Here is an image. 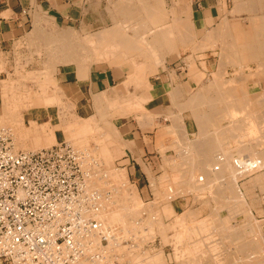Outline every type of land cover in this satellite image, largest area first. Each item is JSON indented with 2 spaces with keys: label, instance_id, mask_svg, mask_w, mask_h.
I'll list each match as a JSON object with an SVG mask.
<instances>
[{
  "label": "rangeland",
  "instance_id": "374dc122",
  "mask_svg": "<svg viewBox=\"0 0 264 264\" xmlns=\"http://www.w3.org/2000/svg\"><path fill=\"white\" fill-rule=\"evenodd\" d=\"M166 2H169V0H166ZM34 21H35L34 22V30L29 31L27 36H26L27 41L30 43L27 46V54H23V56H22L23 62H21L20 60H17L16 65L13 64L11 69L7 68L8 65L2 59V56L0 54V107H1L0 109H2L3 104L4 105L6 104V101L4 100V98L5 97L7 98L8 96H9L8 98H9L10 102L12 101V98H14L13 101L11 102L12 104L17 101L16 103H19V104L24 103L23 105L26 106V105H29V103L24 99L27 97L28 94H30V96H33L34 99L37 98L35 101V104H37L36 107L38 109H42L45 107L44 106L45 100H41L40 99L41 97L42 98L43 97H45V98L49 97L50 99L54 100L53 102H50L49 104H47L49 106V108L51 107V109L48 110L49 112H47V110L40 111V110L35 109V108L29 109V110H24L21 108L20 112L23 116L24 126L23 125L18 126V127L15 126L13 130H15L16 134L14 133L12 135H10V134L7 135V138H9V140L13 144H15V140H17V139H18L20 146H23L26 144L25 145L26 147H24L25 149L23 147H21L22 150L19 149V151L28 150L26 152H29L33 149L31 147H30L31 149L30 148L28 149V147L31 144V142H29L30 141L29 139H30V137L34 138V137L38 136L37 134L43 133L42 130H44L46 128L42 125L45 122H47L46 121V115L48 113H50V116L53 118V125H51V126H53V128H54L55 125H59L58 127L61 128V129H57V132L55 133V134H57V137H58L57 138L58 144L57 143H54L53 145L51 144V147L59 145L63 142H66V143H69L71 145L73 144V147L76 148L77 150H80L83 154L85 153L83 156H86V154H87V157L89 158V160L91 158V161L88 160L89 165H88V170L86 169L87 172L88 173L90 172L89 174L94 173L93 175H95L97 173L96 175L99 176L98 178H100V181H102V180L104 182L105 181L107 182L108 180L110 181V182H108L110 184V186H109L110 188L109 187L103 188V185H101V184L98 187L100 189L101 193L107 192L108 195L112 196V199H111V197H108L109 202H113V203L118 202V204H116V203L113 205L111 203L109 204L110 205L109 206L110 211H116V210L120 211L122 208L124 209L125 207H128V209L130 208V211H132V210L135 211V213L132 211L133 216L131 215V213L129 214V216H127L130 218L129 221L127 220L128 226L129 225L132 226V224L137 225L136 227L133 228V230L131 229V232L133 231L134 236L124 237V235H125L123 232L124 227H122L123 225L121 223H115L112 226H113L114 230H116L115 233H117V238L119 236L121 237V240H122V243L124 244V246H131V245L134 246L136 244H137V246L139 245V247L135 248V250H138V253L140 254L139 259H141L140 261L142 264H183L181 259H179V258L182 257L181 255H182L183 251L185 250L186 246H183V244L181 242L180 243L177 242L175 239L176 236H174V235L179 233L178 235L181 236L182 232L186 228L182 229L183 227H181V229H180V226L179 227L176 226L179 224H176L175 220L178 219L179 216L183 217V215H184L183 213L186 212L189 208L190 209L185 214H187L190 211L194 212L195 214L193 215V217L195 218V220H194V218L190 219V220L197 222L199 225L201 224L199 226V225H197V223L192 222L193 223L192 224V223H189V221H187L185 223V227L190 228V229H192V226H193V228H196L197 226H199L198 227L199 229H197V228L192 229L193 234L191 236V238H192L191 243L194 244V242L197 241L198 246L201 247L199 251H201V253H202V251L203 252L205 251L204 252L205 254L207 253V256H205L203 254L201 261L199 259L198 262L196 261L197 262L196 264H198L199 262H200L199 264H203L202 261H204V264H206L207 261H209L210 263H214V264H232V262H234V261H237V262H234L236 264H241V263L246 264L248 259H245L246 258L245 256H247V258H248L249 254H250V257H255V258L259 257V259L263 260V258H264L263 257V255H264V189H263L264 188V184H263L264 179L261 180V181H263L261 184L260 183L261 181L259 182V180L255 179V178L258 177L257 175H261V173L263 174L264 171L258 172L256 174L254 173L250 177L249 176L244 177V176L239 175L237 177L238 181L236 180L237 182L234 181V178H232L231 180H230V178H228V177H234L233 173L230 172L231 174L229 175V173L227 172V174L224 175L225 180L223 178V183L219 182V184H217V185L224 186V183L226 182L225 186L227 187V185H228L230 187V186H232L230 184H233V186L237 187L238 193L240 192L239 194L241 196L239 199L236 198L235 197L236 195L233 194V191H234V193H237L236 190H234L233 188H232L233 191L229 189V191L231 193H229L228 189L224 190V192L228 196L224 192H222L225 199L219 198V197L216 198V196H215L216 192L214 191V193H213V191L209 190V188L211 189V186H215V184L209 182L210 186L207 185L208 183L203 176H201L200 179H202V180L204 179L203 180L204 183L201 182L199 184H200V186H202V185L204 186L206 184L205 186H207L208 188H205V189L203 188V190L202 189L196 190L193 188L194 191H192V189H191V190H189L190 192L188 191L189 193L187 192L188 194L185 193L187 190H183L182 194H178L175 197L171 198L170 200L165 199L164 197H166L170 188H172L173 186H176L177 184L182 185V186L185 184L184 189L188 188V185L190 182L189 179L191 177H193V176L190 177V175H192V174H189L190 173L189 171L196 168V166L193 167V165H188V164H191L192 161H194L193 154H196V152L194 153V152L186 151L185 149H183V147H185L186 141H188L187 143H190V142L192 143V142L196 141L197 140L196 138L198 137L197 135H199V132L197 131L195 133L188 134L187 138H183V136H179V135H178L179 138L178 137H176V138L172 137V142L170 140H167L165 143L166 144L165 149L161 150L162 152L160 151L162 154V157H155L154 156L153 158H149V159L145 158L146 160L142 159V158H138L136 155H134L135 151H131L133 154H131L130 152H125L126 151L125 150L126 144H124L122 146L123 149H122V152L119 154V156L113 157L114 150L116 148H118V146L117 147H115V146L120 145V140H119L120 135H118L119 131L117 130L118 128L120 130H121V128H122V130H124V129L128 130L129 139L133 140V142H134L133 144L135 146L139 147L140 151L142 152L141 142L143 141V136L141 133V129H142L143 124L141 121L143 119L146 120L145 119L146 117H147L146 121H152V119L154 118L148 110L145 109L143 111V110H141L142 107L140 108V106H138V105L135 106V104L137 103V100L135 101L136 97H141L142 95H140L136 92L137 87L134 86L135 84L133 85V87L135 89L131 88L132 89L131 91L129 89H127L128 90L127 92L120 93L119 95L118 94L117 95H115V94L114 95H109V94L104 95L105 97L104 96L102 97L103 99H105L104 103L102 105L103 106L102 112L101 113L98 112L100 110H98L96 108L95 112L93 111L92 114L87 112V114H89V117H90V118H88V120L87 119H84V121L80 120L78 117L81 116L80 118H84V116H82V113H79L76 111L77 110L76 105L71 103L70 100L69 101L64 100L65 96L61 90V87L57 84V81L55 79L56 69H54L53 67H56V65L61 64V61H60L61 55H59L60 52L57 51V48H59V42H57V44L55 43V40H54L55 37H54V39H52V41L51 40L47 41L46 39H43V37H41V31L40 32L37 31L36 19ZM49 26H51V25H49ZM45 32L46 33H54V34L58 33V31L56 32V29H53L51 27L49 30H46ZM38 34H39V37L37 36ZM75 34L77 35V32H75ZM76 35L73 36V38L75 37L73 39V42H76V41L80 42L79 38ZM91 38H92V36L87 35L82 40L80 39L82 41L81 43L86 44V45L84 44L85 46L82 47V49L77 50V54L81 57L80 60H85V61L90 60L89 62H91V60L93 59L95 46H92L91 44H89L91 42L90 41ZM45 42L47 43V45H44V44H46ZM52 43H54V44H52ZM49 44H51V45H49ZM87 44H88V46H87ZM86 47H88V48H86ZM92 49H93V51H92ZM172 50H174V48L170 47L169 51H172ZM55 53H56V55H54ZM91 53H92V55H91ZM138 57H139V55H138ZM54 58H58L59 60L54 59ZM70 62L72 64L76 63V61H72V60H70ZM65 63L71 64L68 62H65ZM237 72L238 71L230 72V74L228 75L229 77L227 79H225L224 81H230V79L231 80H238L239 78L236 75ZM28 73L29 74L32 73V75L39 77V78H41L43 75L49 74L51 76V78H49L50 82H48V83H50L51 85L49 84L47 86L45 84L46 82H41L42 80L39 81V80H35L34 78L33 79L28 78L27 79ZM212 79H213V76H212ZM212 79L204 78L202 83L199 80V82L201 84L197 89L198 93L193 94L191 96H192V99L197 98L199 101H204V103L196 105V107L199 110H201L202 112L211 113L212 112L211 108L214 105H216L217 107L220 108L218 111L219 113L217 112L218 113L217 115L222 116L225 113V110H221V109H224L226 105L221 104L219 102V100H218L219 95L217 96L218 92H214V91H217L216 88L213 85H211L210 87L208 86L210 84V82H212ZM214 81H215V79L213 80V82ZM126 82H127L128 88L130 86H132V84L129 83V80H127ZM229 85L225 86V89L232 90L231 88L236 89L238 87V84H232L230 86ZM45 86L48 89L44 88ZM212 88H213L214 94L211 93ZM43 89H44V93L47 92L46 94L43 93ZM204 89L206 90V94L204 93V91H202ZM208 89H209V92H208ZM45 90H47V91H45ZM123 90H125V89H123ZM199 91H201V92H199ZM133 96H135V97H133ZM188 96H190V95H188ZM54 97H56V98L54 99ZM21 98H22L23 102H18ZM38 100H40V101H38ZM55 100H57V102H55ZM110 100L112 102H114V103H112V106H111ZM43 102H44V104H43ZM105 102H107V103H105ZM108 102H109V105H108ZM61 106H63V107H61ZM96 106L97 105L95 104V107ZM261 106L263 107L264 103H262L260 106H257V108L260 107L259 109H261ZM135 109H137L138 111ZM134 111H135V113H134ZM222 111L224 113H222ZM256 111H257V114L259 116H261L260 119L258 120V122H259L261 127L262 126L264 127V121H263L264 118H262V117H264V109L263 110L257 109L254 112H256ZM262 111H263V113L259 114ZM172 112H174V115H175L174 117L170 111L166 112V121L168 123L171 122L173 124V120H176L178 122H179V120H183V122H185V123L191 121L194 125L198 123V122L196 123V119L194 120V118H195V116H194L195 111L194 110H192V111H189V110L188 111H179V112L178 111H172ZM171 114H172V116H170ZM182 114H183V116H182ZM177 116H179V118ZM34 117L40 118V122H35V123H37L36 124L37 127L39 125V128H37V130L35 128H32V129L30 128L31 123H33V122H31V120ZM91 117H93V118L91 119ZM171 117H173V118H171ZM234 119L235 118L232 119V122H237ZM89 122H90V124L91 123H93V124L90 125ZM229 122H230V120H220V124H221L222 129H224V130L227 129L231 125V122L230 123ZM260 122L263 124H261ZM75 123H77V126H79L78 127L79 128L78 136L74 132L75 128H76ZM106 123L107 124L109 123V126L108 125L106 126ZM227 123H228V125H227ZM238 123H239V125H241V123H242L241 120ZM117 124H119V125H117ZM92 125H93L92 128L94 129L93 133L91 131ZM111 125H113V126H111ZM51 126L49 125L48 127H49V129L52 130ZM114 126L116 127V129L114 128ZM211 126L209 127L210 128L209 132L212 134V133H215V130L212 129L214 127L213 126L211 127ZM23 127H25V128H23ZM62 127H64V130ZM106 127H107V130H106ZM16 128H17V131H16ZM81 129L83 131H81ZM85 129H86V131H85ZM30 131L32 134H31V136L28 137L26 133H28ZM49 131H48V133H50ZM62 131H65L67 134L70 133L67 135L68 141H65L66 140L64 138L65 134L63 135ZM98 131H99V134H98ZM102 131L104 133H105V131H107V135L104 133L101 134L100 132H102ZM13 132H11V133H13ZM21 132H22V135H21ZM36 132H38V133H36ZM34 133H35V135H34ZM29 134L30 133H28V135ZM240 134L241 133H239V134H232L231 133L228 135H223L222 137L218 138V142L220 143L219 145H221L223 148L220 147V149L217 151L218 152L220 151V154L221 153L224 154V152L226 151L228 153L227 154L225 152L226 155L231 157V163H232L231 165L237 166V168H238V166H240L239 163H241V162H239L240 156H244V154H246V156H247L249 154L248 152L243 151L241 148L242 146H240V145H243V144L245 145L247 143V146H249L250 148L259 145L260 147L257 148V152L259 153V155L260 154L264 155V143H259L256 141H250L248 138H245L244 143H242V144L239 143V140H237L239 143L238 144L235 140L238 137V139H240V141H241V135ZM258 136H260V134ZM261 136H264V133L261 134ZM20 137H21V139H19ZM108 137H110V138H108ZM70 138L72 140H73V138H75V139L78 138L79 140L76 139V141L77 140L78 141L75 142V140L71 141ZM234 138H236V139L233 140ZM232 140H233V142L234 141L236 142L235 143L236 145H234ZM80 141H82V142H80ZM114 142H115V144H114ZM179 142L180 143L182 142V143L180 144ZM168 144H169V146H168ZM178 144L181 145V148ZM130 146H132V145H130ZM173 146L175 147L176 151L174 150ZM14 147H15V145H14ZM51 147L49 146L48 148H51ZM106 147H107V149L105 151L104 149ZM41 149H46V148L45 147L44 148L39 147L36 149L34 148L33 150H41ZM180 149H182V150H180ZM130 150H132V149H130ZM222 150H224V151H222ZM99 151H100V154H98ZM217 151L211 152L210 155L213 156L214 153L216 155ZM88 153H91V154H89L90 157L88 156ZM138 154H140V152ZM181 154H183V155H181ZM132 155H134L135 157H131ZM211 156L209 158H211ZM218 156L220 157L221 155H218ZM190 159H192V161ZM111 161H113V162H111ZM164 161L167 162L168 164L165 163ZM181 161H183V162L181 163ZM187 161H188V164H187ZM179 162H180V164H177ZM98 163H99V165H98ZM171 163H172V166H169V165H171ZM93 164H94V166H93ZM186 164L188 165V167L186 166ZM165 166H167V167H165ZM89 167H90V169H89ZM91 167L94 169V171ZM173 167H174V169H173ZM175 167H177V168H175ZM109 171H111V172H109ZM173 171H175V172L177 171L176 174H178V176L175 177V179H173V180H176L180 176H181L180 179H182V178L183 179L180 180L178 178L177 179L178 181L176 180L173 182L172 181L173 176L170 177L171 175H173ZM106 172L107 173L109 172V174H110L108 177L105 174ZM117 172L123 173L124 178H121V181H120V179L118 181L117 177L114 175ZM170 172H172V173H170ZM176 174H174V176H176ZM111 175H112V177L115 176V179H113L114 177L112 178ZM162 176L163 177L165 176V177L163 178ZM252 179H253V181H252ZM247 180L248 181L251 180L250 183ZM254 180L257 182H255ZM152 181L154 184L152 183ZM182 181L184 182L183 184H182ZM185 181H186V183H185ZM119 182H120V184H119ZM177 182H179V183H177ZM251 182H253V183H251ZM174 183L175 184L177 183V184L174 185ZM221 183H222V185H221ZM255 185H258V186L255 187ZM262 185H263V188H262ZM251 186H253V187H251ZM114 188H116V194H115L116 196L114 195L115 192H112V190H114ZM259 188L261 190H259ZM134 189H136V190H134ZM124 190H125V192H124ZM108 191H110V193ZM131 192H133V193H131ZM246 192H248V194ZM123 193L125 194L124 196H123ZM208 193H209V195H208ZM135 194H136L138 201L136 200ZM196 194L198 197L196 196ZM129 195H130L131 199H129ZM125 196H127V197L125 198ZM131 196L135 197V199L132 200L133 198ZM231 196H233L234 198ZM121 197H123V198H121ZM187 197L188 198L190 197V198L188 199ZM228 197H231V198H228ZM241 197H243V199ZM213 198H214V200H213ZM218 198H219V200L222 201V202L220 201L221 206L223 205L222 207L217 205V204H220V202H217V201H219ZM110 199L113 201H110ZM114 199L117 201H115ZM120 199L122 200V202L120 201ZM226 199L227 200L229 199V200L227 201ZM230 199H232V200L235 199L238 202L237 201L234 202L231 200L232 202L228 203L230 201ZM134 201H137V203ZM204 201H206V202H204ZM215 201L217 202V204ZM127 203L129 204L130 207L128 206ZM155 203H158V204L155 205ZM131 204H133V205H131ZM134 206H136V207H134ZM139 206L141 208H139ZM157 206H158V208H157ZM105 207H107V205ZM133 208H135V209L138 208V210H135ZM166 208H169V209L173 208L174 214H172V215L167 214L165 212ZM140 209H141V211H140ZM137 211L139 213H137ZM164 214L166 215V217ZM152 217H153V219H151ZM223 218H224V220H222ZM131 219H133L134 221ZM200 221H202V223ZM176 222L178 223V220H176ZM223 222H225L226 226H229L230 228L232 227V229H234L235 238L233 240H236V241H233L232 240L233 236L227 235L229 233H227L226 231H225L226 232L225 237L223 235L224 233L223 234L221 233V231L223 230V224H224ZM160 223L163 224L164 226L162 227V225ZM166 223L170 224V225L167 226ZM152 224H154V225H152ZM172 224L173 225L175 224L174 225L175 226L174 231H173L174 226ZM243 225H246V226L248 225L250 228L249 227L247 228L246 226H244V227H246V229H244ZM166 227H168L169 229H167ZM163 228H164V230H163ZM244 231H245V233H244ZM174 233H176V234H174ZM253 235L255 237H252ZM259 237H261V238L258 239ZM227 238H228V240H227ZM215 239H218L217 241H219V242H217ZM256 239H257V241L254 242V240H256ZM249 240H250V242L251 241L252 242L250 243ZM202 241H204V242H202ZM231 241H232V243H231ZM247 241H248V243H247ZM242 242L246 243L247 247H248L246 249V251H247L246 253H248V254H246V255L244 254L245 256L243 255L244 259L242 257V253H244V251H242L239 248V246ZM177 243H179V244H177ZM257 243H258V245H256ZM248 244H250V245L248 246ZM255 245H256V247H255ZM174 246H176V247H174ZM188 246L192 248V246H194V245L191 244ZM226 247H228V249H226ZM194 248H195V246H194ZM214 248H217V251H218V252L216 251L217 253L216 252L213 253ZM220 248H221V250H220ZM253 248H254V250H251ZM238 251H242V253L239 254L240 252H238ZM249 251H252V253L251 252L249 253ZM221 252L225 253V254L223 255ZM226 253L227 254L229 253V256ZM234 253H235V255H234ZM108 254H110V255L116 254V256H119L115 252L114 253L108 252ZM176 256H177V259H176ZM119 257H121V256H119ZM203 258H206V259H203ZM238 258L241 259L240 260L241 262L239 261ZM228 259H229V261H228ZM156 260H158V261H156ZM124 261H125V263H130V261H128L126 259H123V262ZM180 261H181V263H180ZM222 261H223V263H222Z\"/></svg>",
  "mask_w": 264,
  "mask_h": 264
},
{
  "label": "crops",
  "instance_id": "0c3cea01",
  "mask_svg": "<svg viewBox=\"0 0 264 264\" xmlns=\"http://www.w3.org/2000/svg\"><path fill=\"white\" fill-rule=\"evenodd\" d=\"M162 3L164 6H162ZM146 14H148V17ZM149 16L152 19L151 21ZM159 16H162L161 18H164L165 22L161 18L159 19ZM35 19L37 31H41V37L47 41L59 35V33L76 35L74 32H77L79 41L87 35L92 37L97 35L95 43L99 47H103L102 45H104L106 48L107 46L111 48L126 44L128 47L130 46L129 48L132 50V63L128 61L117 63V59L112 57L97 62L94 56L91 62L89 60H80V62L72 64L70 59L63 57L60 60L61 64L53 67L56 69L55 79L65 96L64 100H70L71 103L76 105V111L82 113L83 119L90 118L87 112L90 114L93 111L95 112V98L100 94L102 95V93L104 95H119L120 93L127 92V89L131 91V88H134L133 85L135 84L134 86L137 87L136 92L149 99L145 104V109L153 114L154 119L152 121L142 120V123L144 122L141 129L143 136L141 150L143 153L139 147L133 144V140L129 139L128 130L124 128V130L122 128L120 130L118 128L120 145L115 146H118V148L114 150L113 157L119 156L123 149L122 146L127 143L125 145V152L133 154L131 151H135L134 155L138 158L162 157L161 150L165 149L167 140H159V132L164 128H173L175 122L177 123L176 120H173L174 124L168 123L166 121V112L174 110L191 111L190 108L183 109L180 105H183L187 99L189 101L192 98L191 95L198 93L197 89L204 78L212 79L213 76L212 82L208 86L212 85L214 74L222 69L217 65L222 64L223 66L225 64V70L223 69L225 79L229 77L230 72L239 71L238 67L234 68L231 65L229 57H231V61L232 58L233 60L237 58L236 61L241 60L240 65L242 68L239 71L242 74L239 73L241 79L233 81L238 84V89H244L248 93V104L252 107L251 112L257 109H264V106H261V109H259L260 107L257 108V106L263 103H261V100L264 97V0H169V2H166V0H0V54L8 65L7 68L11 69L13 64H17V60L23 62L22 56L23 54H27V46L30 43L27 41L26 36L29 31L34 30ZM155 20L158 23H155ZM152 21L154 25H157L154 26L153 23H150ZM50 27L56 29L58 33H51V35L50 33H46L45 31L49 30ZM167 29L168 31L173 30L171 33L172 37L169 36L170 40L168 38V41L167 37L166 40L163 38L164 34L168 36L166 35L168 33L166 32ZM108 30L110 31V35L112 33L113 36L116 35L118 37L112 36L115 40L106 37L101 42V39L99 40L100 34ZM162 31L164 34L161 35ZM125 32L129 38L125 39L126 36H123ZM130 32L133 36H131ZM121 33L124 34L122 35ZM156 34L161 35V37H155ZM135 35L138 41H135ZM140 36L141 38L138 39ZM142 36L145 37L143 38ZM132 41L133 44L131 46L130 43ZM136 42H140L138 43L139 46H136ZM140 44L142 47L144 44L147 50H141ZM170 47H173L174 50L169 51ZM160 49L161 51H159ZM143 51H146V53ZM141 53H145V56L150 55L143 57ZM157 53L160 58L157 56ZM137 55H139V58ZM164 55L165 58L163 59ZM150 56L152 57L151 59ZM222 56L223 58H220ZM144 59L147 60L145 61ZM140 63H142V65H139L142 66V72L146 73L145 76H142L147 78L148 85L151 87H147L143 83L138 87L135 81H132L137 75H140L139 71L141 68L138 66ZM143 66L146 67L143 68ZM86 70L87 72L85 73L84 71ZM133 73L134 75H130ZM127 80L132 84L129 88L127 87ZM177 89L183 95H180L178 102H173L171 100V93L177 91ZM202 91L206 94L205 89ZM211 93L214 94L213 88L211 89ZM260 98L262 99L258 101ZM254 102L256 103L254 104ZM179 103L180 105L178 106L177 104ZM49 109L51 108L38 110H47L49 112ZM234 120L238 122L241 120L242 122L243 116ZM46 121L53 125V118L50 116V113L46 115ZM31 122H40V118L34 117ZM184 125L187 135L199 131L198 125H194L191 121L184 122ZM246 127L244 126L241 131L243 143L245 138H248L250 141L264 143V137L258 136V134L264 133L262 127L259 126L262 130L260 133L258 126ZM245 133L250 135L247 136ZM172 137L176 138L178 135L170 136L168 139L171 142ZM128 145L132 146L128 147ZM258 147L260 146L249 148L257 152ZM241 148L245 151L243 147ZM139 152L140 154H138ZM134 155L131 157H135ZM259 156L260 160L264 161V155L260 154ZM242 159L240 156L239 162L241 163H239V167L244 165ZM261 171H264V166L258 172ZM251 175L253 173L249 174V177Z\"/></svg>",
  "mask_w": 264,
  "mask_h": 264
},
{
  "label": "bare ground",
  "instance_id": "6f19581e",
  "mask_svg": "<svg viewBox=\"0 0 264 264\" xmlns=\"http://www.w3.org/2000/svg\"><path fill=\"white\" fill-rule=\"evenodd\" d=\"M131 1V0H130ZM139 1V0H138ZM159 1H162V0H159ZM154 3H155V1H153ZM126 3V2H125ZM142 4V3H141ZM156 4V3H155ZM158 4H160V3H158ZM123 5V4H122ZM157 6V5H156ZM162 6H164V4L162 3ZM151 8H153V7H151ZM244 8V7H243ZM147 9V8H146ZM145 9V10H146ZM109 10V9H108ZM155 9H153V11H154ZM158 11V10H157ZM154 12H156V11H154ZM246 12V11H245ZM150 13H151V11H150ZM149 13V14H150ZM153 13V12H152ZM158 13V12H157ZM6 15V14H5ZM159 15V14H158ZM168 15H170V14H168ZM146 16L148 17V14H146ZM145 16V17H146ZM151 16H153V15H151ZM128 17V16H127ZM150 17V16H149ZM162 16H159V19L161 18ZM167 18H168V16H166ZM158 18V17H157ZM128 19V18H127ZM164 19V18H163ZM162 18H161V20H163ZM136 20V19H135ZM152 19H151V17H150V21H151ZM126 21V20H125ZM129 21V20H128ZM156 21V20H155ZM160 21V20H159ZM164 21V20H163ZM177 21V20H176ZM127 22V21H126ZM131 22V21H130ZM165 22V21H164ZM174 22H175V20H174ZM124 23V22H123ZM149 23V22H148ZM150 23H153V21L152 22H150ZM155 23H158L157 21L155 22ZM162 23V22H161ZM160 24V23H159ZM173 24V23H172ZM179 24V23H178ZM127 25V24H126ZM152 25V24H151ZM150 25V26H151ZM153 25H154V23H153ZM155 25H157V24H155ZM154 25V26H155ZM186 25V24H185ZM226 25V24H225ZM117 26H119V25H117ZM164 26V25H163ZM172 26V25H171ZM166 27V26H165ZM181 27V26H180ZM119 28V27H118ZM127 28V27H126ZM178 28V27H177ZM184 28V27H183ZM38 29H40V28H38ZM154 29V28H153ZM165 28L163 27V30H164ZM119 30H121V29H119ZM118 30V31H119ZM124 30V29H123ZM126 30V29H125ZM130 30V29H129ZM134 30V29H133ZM139 30V29H138ZM141 30V29H140ZM145 30V29H144ZM147 30V29H146ZM183 30V29H182ZM118 31H116V32H118ZM127 31V30H126ZM136 31V30H135ZM134 31V32H135ZM158 31V30H157ZM165 31V30H164ZM172 29H171V31L169 30L168 31V29H167V31L166 32H168V33H166V35H168V36H165V34H164V32L163 33H161V35L162 34H164V40H166V37H167V41H168V38H169V36L170 37H172L171 36V33H172ZM184 31V30H183ZM40 32V31H39ZM124 32V31H123ZM161 32V31H160ZM177 32V31H176ZM214 32V31H213ZM75 33V32H74ZM114 33V32H113ZM131 33V32H130ZM157 33V32H156ZM224 33V32H223ZM122 34V33H121ZM121 34H119V35H121ZM124 34V33H123ZM122 34V35H123ZM144 34V33H143ZM153 34V33H152ZM177 34H178V32H177ZM187 34V33H186ZM227 34V33H226ZM239 34V33H238ZM44 35V34H43ZM50 35H51V33H50ZM154 35V34H153ZM161 35L159 36L158 34H156L155 35V37L156 36H159V37H161ZM174 35V34H173ZM240 35V34H239ZM38 37H39V34L37 35ZM41 36H42V33H41ZM73 36H75V35H73V34H64V33H59V35H57V36H54L55 37V39H54V37H52L51 38V41H52V39H54L55 40V43L57 44V42H59V48H57V51H59L60 52V54L59 55H61L60 57V60L63 58V57H65L66 59H70V60H72V61H76V62H80V59H81V57L77 54V50H80V49H82V47H84L85 45L83 44V43H81L82 41H80V42H73V39L75 38H73ZM77 36V35H76ZM95 36V35H94ZM97 36V35H96ZM96 36L95 37H92L91 39H90V43L89 44H91L92 46H95V51H94V56H95V59H96V61L97 62H100V61H104V60H107V59H109L110 57H112V58H114V59H117V63H124V62H130V63H132V54H131V48H129L128 46H127V44L126 45H122V46H120V45H118V46H113V47H111V48H108V46H107V48L106 47H104V45H102L103 47H99V46H96V43H95V38H96ZM99 36V35H98ZM101 36V37H100ZM100 38H99V40L101 39V42H102V39H104V38H112V36H113V34L111 33V35H110V31L108 30V31H106V32H103L102 34H100ZM124 37H125V39L126 38H129V36L127 37V34H126V32H125V35H123ZM131 36H133L132 35V33H131ZM136 36V35H135ZM134 36V37H135ZM138 36H139V34H138ZM150 36V35H149ZM174 36H176V35H174ZM180 36V35H179ZM183 36V35H182ZM263 36V35H262ZM113 37H118V36H113ZM120 37V36H119ZM143 37V36H142ZM145 37V36H144ZM143 37V38H144ZM233 37V36H232ZM137 38V36L135 37V39ZM139 38H141V36L140 37H138V39ZM112 39H114V38H112ZM118 39V38H117ZM122 39L124 40V38L122 37ZM133 39V38H132ZM157 39H158V37H157ZM156 38H155V40H157ZM173 39V38H172ZM53 40V41H54ZM77 40V39H76ZM85 40V39H84ZM106 40V39H105ZM105 40H104V42H105ZM115 40V39H114ZM114 40H112V41H114ZM121 40V39H120ZM119 40V41H120ZM123 40H121V41H123ZM146 40V39H145ZM160 40V39H159ZM169 40H170V38H169ZM185 40V39H184ZM183 40V41H184ZM237 40V39H236ZM110 41V40H109ZM118 41V40H117ZM116 41V42H117ZM120 41V42H121ZM135 41H138L137 39L135 40ZM140 41V40H139ZM153 41V40H152ZM158 41V40H157ZM161 41H162V39H161ZM179 41V40H178ZM233 41V40H232ZM86 42V41H85ZM100 42V41H99ZM189 42V41H188ZM192 42V41H191ZM46 43V42H45ZM108 43H110V42H108ZM108 43H107V45H108ZM119 43V42H118ZM127 43V42H126ZM137 43V42H136ZM138 43H140V42H138ZM136 44V46L138 45L139 46V44ZM178 43V42H177ZM182 43V42H181ZM193 43V42H192ZM52 44H54V43H52ZM102 44V43H101ZM132 44H133V41H132V43H130V45L132 46ZM142 44V43H141ZM141 44H140V47H142L141 46ZM187 44V43H186ZM44 45H47V43L46 44H44ZM49 45H51V44H49ZM99 45V44H98ZM116 45H117V43H116ZM149 45V44H148ZM160 45V44H159ZM163 45V44H162ZM87 46H88V44H87ZM127 46V47H126ZM56 47V46H55ZM144 46V44H143V47L141 48V50H147V48ZM184 47V46H183ZM45 48V47H44ZM49 48V47H48ZM54 48V47H53ZM86 48H88V47H86ZM134 48H135V46H134ZM133 48V49H134ZM41 49V48H40ZM39 49V50H40ZM136 49V48H135ZM158 49V48H157ZM105 50V51H104ZM136 50H138V49H136ZM135 50V51H136ZM139 50H140V48H139ZM233 50V49H232ZM92 51H93V49H92ZM134 51V52H135ZM154 51V50H153ZM156 51V50H155ZM159 51H161V49L159 50ZM159 51H157V52H159ZM80 52V51H79ZM136 52H139V51H136ZM142 52V51H141ZM143 52H145L146 53V51H143ZM233 52V51H232ZM53 53V52H52ZM145 53L144 54H142L141 53V56H145ZM150 53V52H149ZM140 54V53H139ZM235 54V53H234ZM54 55H56V53L54 54ZM91 55H92V53H91ZM150 55V54H149ZM149 55H146V56H149ZM155 55V54H154ZM153 55V56H154ZM221 55V54H220ZM225 55V54H224ZM229 55H230V53H229ZM138 56V55H137ZM145 56V57H146ZM152 56V55H151ZM150 56V59L152 58ZM156 56V55H155ZM154 56V57H155ZM157 56H158V53H157ZM163 56V55H162ZM233 56V55H232ZM54 57V56H53ZM159 57V56H158ZM199 57V56H198ZM237 57H238V55H237ZM59 58V57H58ZM58 58H54V59H58ZM135 58H136V56H135ZM139 58V57H138ZM157 58V57H156ZM160 58V57H159ZM165 58V55H164V57H163V59ZM220 58H223V56L222 57H220ZM228 59H230V62H231V65H233L234 66V68L235 67H238L240 70L239 71H241V60H238V61H236V59L235 60H233V58H232V61H231V57H229ZM145 60V59H144ZM147 60V59H146ZM145 60V61H146ZM223 60V59H222ZM56 61V60H55ZM90 61V60H89ZM93 61V60H92ZM95 61V60H94ZM159 61V60H158ZM162 61V60H161ZM236 61V62H235ZM229 62V61H228ZM228 62H226V63H228ZM82 63V62H81ZM150 63V62H149ZM162 63H164L163 61H162ZM220 63V62H219ZM218 63V64H219ZM145 64V63H144ZM157 64V63H156ZM224 64V63H223ZM133 65V64H132ZM139 65H142V63H140V64H138V66ZM225 65V64H224ZM224 65L222 66V64L221 65H217V66H219L220 67V71H218V73H216V74H214V79H215V81L212 83V85L216 88V90L217 91H214V92H218L217 93V96L219 95V98H218V100H219V102L221 103V104H225L226 106H225V108L224 109H221V110H225V113L222 111V113H224L222 116L220 115H217L219 112V107H217L216 105H214L212 108H211V113H204V112H202L201 110H199L197 107H196V105L197 104H201V103H204V101H199L197 98H191L189 101H188V99H187V101L185 102V103H183V105L181 104L180 105V103L179 104H177L178 106L180 105V106H182V108L183 109H185V108H190L191 109V111L192 110H194L195 112H194V116H195V118H194V120L196 119V122H198L196 125H198L197 127H198V132H199V135H197L198 137L196 138L197 140L196 141H194V142H190V143H187L188 141H186V143H185V147H183V149H185L186 151H190V152H196V154H193V156H194V161H192V159H190L191 161H192V163L191 164H188V161H187V164L188 165H193V167L194 166H196V168H194L193 170H191V171H189L190 173L189 174H192V175H190V177L191 176H193V177H191L189 180H190V182H189V185H188V188H186V189H184L185 188V184L182 186V185H179V184H177V183H179V182H177L176 184L174 183V185H176V186H173L172 188H170V190H169V192H168V194L166 195V197H164L165 199H171V198H173V197H175L176 195H178V194H182L183 193V190H187L185 193H187L189 190H191L192 189V191H194V189H196V190H198V189H202L203 190V188L205 189V188H208L207 186H200V184L199 183H201V182H203V180L202 179H200L201 178V176H203L205 179H206V181H207V185H209V182H211V183H214L215 184V186H211V189L209 188V190H211V191H213V193H214V191L216 192L215 193V196H216V198L217 197H219V198H223V199H225L224 198V195H223V193L222 192H224V190L226 189H228V191H229V189L230 190H232V188L234 189V190H236V192L237 193H234V191H233V194L234 195H236L235 197L236 198H240V192L238 193V189H237V187H235V186H233V184H230V185H232V186H228L227 185V187L225 186V183H224V186H219V185H217V184H219V182H222L223 183V178H224V175H226L227 174V172L229 173V175L231 174V173H233V176L234 177H228V178H230V180L232 179V178H234V181H236L238 178V176L239 175H241V176H244V177H247V176H249V174H256L260 169H262L263 168V166H264V161H262V160H260V156H259V154H258V152H256L255 150H253V149H250L249 148V146H247V143L244 145H240V146H242L243 148H244V150H245V152H248L249 154L246 156V154H244V156H241L243 159H242V161H243V163H244V165L243 166H241V167H239L238 166V168H237V166H234V165H231L232 163H231V157L230 156H227L226 155V153L224 152V154H220V151L218 152L217 150H219L220 149V147H222L221 145H219L220 143L218 142V138L219 137H222L223 135H228V134H239V133H242L241 131H242V129L244 128V126L246 127V126H255V127H257L258 126V128H260L261 126H260V124H259V122H258V120L260 119V117L261 116H259L257 113H255V112H251V106H249V104H248V93L246 92V90H244L243 88V90H241V89H238V88H236V89H233V88H231L232 90H230V89H225V86H227V85H232V84H236V83H234V81L233 80H231L230 79V81H224L225 80V72H224ZM264 65V64H263ZM2 66V65H1ZM84 66H86V65H84ZM227 66V65H226ZM86 67H88V66H86ZM140 68L142 67V66H139ZM138 67V68H139ZM144 67H146V66H143V68ZM154 67V66H153ZM261 67V66H260ZM134 68H135V66H134ZM233 68V67H232ZM264 68V67H263ZM85 69H88V68H85ZM136 69H137V67H136ZM224 69V70H223ZM135 70V69H134ZM146 70V69H145ZM155 70H156V68H155ZM250 70V69H249ZM237 72L236 74L239 76V73L240 72ZM83 72V71H82ZM85 73L87 72V70L86 71H84ZM139 76L137 75V77L135 78V79H132V81L134 80L135 81V83H136V85H138V87L140 86V85H142V83L143 84H145L147 87L149 86L148 85V80H147V78H145V77H143V76H145L146 75V73H143L142 72V68H141V70L139 71ZM227 74V73H226ZM235 74V73H234ZM241 74V73H240ZM130 75H134V73L133 74H130ZM143 75V76H142ZM228 75V74H227ZM242 75V74H241ZM250 75V74H249ZM44 76V77H43ZM41 78H39V77H36V76H34V75H32V73H28V77H27V79L28 78H34L35 80H39V81H41V82H46L45 84L48 86L50 83H48V82H50L49 81V78H51V76L48 74V75H43ZM176 76V75H175ZM134 77V76H133ZM132 77V78H133ZM53 78V77H52ZM144 78V79H143ZM239 79H241V76H239ZM178 81V80H177ZM176 81V82H177ZM239 81V80H238ZM48 83V84H47ZM52 83V82H51ZM175 84V83H174ZM240 84V83H239ZM51 85V84H50ZM229 85V86H230ZM53 86V85H52ZM149 87H151V86H149ZM237 87V86H236ZM44 88H46V86L44 87ZM99 88V87H98ZM10 89V88H9ZM46 89H48V88H46ZM183 90V89H182ZM181 90V91H182ZM45 91H47V90H45ZM182 92H185V91H182ZM43 93H44V89H43ZM47 92H45L44 94H46ZM57 93V92H56ZM7 94V93H6ZM12 94V93H11ZM43 94V95H44ZM180 93H179V91H178V89H177V91H174L173 93H171V100L174 102H178L179 100H178V98H180ZM183 95V94H182ZM181 95V96H182ZM188 95V94H187ZM60 96V95H59ZM63 96V95H62ZM104 96V94L102 93V95L100 94V95H98V96H96V98H95V103H96V108L98 109V110H100V111H98V112H102V105H103V103H104V100L105 99H103L102 97ZM185 96H186V94H185ZM5 97V96H4ZM9 97V96H8ZM4 98V100L6 101V104L4 105L3 104V107H2V109H0V135L1 136H5V137H7V135H12V134H14L15 133V130H13L14 129V127L16 126V127H18V126H24V120H23V116H22V114H21V112H20V110H21V108L22 109H24V110H29V109H33V108H35V109H38L36 106H37V104H35V101H36V99L37 98H35L34 99V97L33 96H30V94H28L27 95V97L24 99V100H26L28 103H29V105H26V106H24L23 104H19V103H11L12 101H13V99L14 98H12V101L10 102L9 101V98ZM19 97V96H18ZM105 97V96H104ZM133 97H135V96H133ZM184 97V96H183ZM20 98V97H19ZM56 97H54V99H55ZM60 98V97H59ZM182 98V97H181ZM41 100H45V104H44V102H43V104H44V109L45 108H49V106L47 105V104H49L50 102H53L54 100H52V99H50L49 97H47V98H45V97H41L40 98ZM250 99V98H249ZM262 98H260L258 101H260ZM3 100V101H4ZM137 100V103L135 104L134 102V104H135V106L136 105H138V106H140V108L142 107V109L141 110H145V104L148 102V98H145L144 96H141V97H136V99H135V101ZM185 100V99H184ZM183 100V101H184ZM217 100V101H218ZM25 101V102H26ZM38 101H40V100H38ZM111 101V100H110ZM251 101V100H250ZM249 101V102H250ZM18 102H23L22 101V98L18 101ZM26 102V103H27ZM55 102H57V100H55ZM59 102V101H58ZM181 102V101H180ZM216 102V101H215ZM252 102V101H251ZM264 103V97H263V100H261V103ZM105 103H107V102H105ZM111 103V106H112V103H114V102H110ZM128 103V102H127ZM217 103V102H216ZM256 102H254V104H255ZM259 103V102H258ZM52 104V103H51ZM101 104V105H100ZM41 105V104H40ZM108 105H109V102H108ZM114 105V104H113ZM172 105V104H171ZM174 105V104H173ZM252 105V104H251ZM130 106V105H129ZM128 106V107H129ZM178 106H177V108H178ZM257 106V105H256ZM61 107H63V106H61ZM116 107V106H115ZM173 107V106H172ZM51 108V107H50ZM66 108V107H65ZM114 108V107H113ZM176 108V107H175ZM43 109V108H42ZM108 109V108H107ZM138 109V108H137ZM137 109H135V110H137ZM181 109V108H180ZM65 110V109H64ZM116 110V109H115ZM139 110V109H138ZM137 110V111H138ZM173 110V109H172ZM40 111H42V110H40ZM132 111V110H131ZM175 111V110H174ZM183 111V110H182ZM186 111V110H185ZM201 111V112H200ZM214 111V112H213ZM23 112V111H22ZM62 112V111H61ZM179 112V111H178ZM218 112V113H217ZM134 113H135V111H134ZM145 113V112H144ZM149 113V112H148ZM171 113L173 114V112L171 111ZM176 113V112H175ZM261 113H263V111L262 112H260L259 114H261ZM103 114V113H102ZM172 114L170 115V116H172ZM32 115V114H31ZM66 115V114H65ZM143 115V114H142ZM150 115V114H149ZM153 115V114H152ZM169 115V114H168ZM102 116V115H101ZM147 116V115H146ZM175 115H173V117H174ZM182 116H183V114H182ZM241 116H243V120H242V123H241V125H239V123H238V121L237 122H232V119L233 118H238V117H241ZM62 117V116H61ZM104 117V116H103ZM119 117V116H118ZM173 117H171V118H173ZM178 118H179V116H177ZM76 118V117H75ZM80 120H82V121H84V119L83 118H80V117H78ZM93 117H91V119H92ZM262 118H264V117H262ZM146 120H147V117L145 118ZM154 119V118H153ZM152 119V120H153ZM75 120V119H74ZM88 120V119H87ZM220 120H230V122H231V125L227 128V129H222V127H221V124H220ZM81 121V122H82ZM90 121V120H89ZM262 121V120H261ZM263 121H264V119H263ZM69 122V121H68ZM67 122V123H68ZM142 122V121H141ZM213 124H212V123ZM224 122V121H223ZM229 122V123H230ZM84 123V122H83ZM144 123V122H143ZM142 123V124H143ZM147 123V122H146ZM261 123V122H260ZM37 123H35V122H33V123H31V129L32 128H35L36 130H37V128H39V125H38V127H37V125H36ZM51 126V124L49 123V122H45L42 126H44L46 129H44V130H42L43 131V133H40V134H37L38 136L37 137H34V138H32V137H30V141L29 142H31V144H30V146L28 147V149L31 147V148H39V147H45V148H48L49 146L51 147V144L53 145L54 143H57L58 144V139H57V137H56V132H57V129H61V128H59L58 126L59 125H55V127L53 128V126H51L52 127V130L51 129H49V125ZM76 125V128H75V133H76V135L78 136V134H79V126H77V123H75ZM89 124H90V122H89ZM91 124H93V123H91ZM90 124V125H91ZM174 124V123H173ZM261 124H263V123H261ZM67 125V124H66ZM73 125V124H72ZM109 126V123L107 124L106 123V126ZM117 125H119V124H117ZM146 125V124H145ZM213 126L214 128H212V129H214L215 130V133H210L209 132V127L210 126ZM227 125H228V123H227ZM83 126V125H82ZM111 126H113V125H111ZM176 126V127H175ZM175 126H173V128H164V129H161V127H160V129H161V131L159 132V137H160V139L159 140H161V141H165V140H169L168 138H170V136H174V135H179V136H183V138H187V131H186V127H184L185 125H184V122H183V120H179V122L177 121V123L175 122ZM211 126V127H212ZM260 126V127H259ZM68 127V126H67ZM93 127V125L91 126V128ZM155 127H156V125H155ZM263 127V126H262ZM23 128H25V127H23ZM27 128V127H26ZM41 128V127H40ZM63 128V130H64V127H62ZM105 128V127H104ZM114 128L116 129V127L114 126ZM247 128V127H246ZM251 128V127H250ZM264 128V127H263ZM8 129V130H7ZM21 129V128H20ZM30 129V130H31ZM42 129V128H41ZM84 129V128H83ZM110 129V128H109ZM114 129V130H115ZM158 129V128H157ZM252 129V128H251ZM261 129V128H260ZM40 130V129H39ZM47 130V131H46ZM50 130V131H49ZM91 130V129H90ZM93 128H92V133H93ZM102 130V129H101ZM104 130V129H103ZM106 130H107V127H106ZM118 130V129H117ZM247 130V129H246ZM249 130V129H248ZM259 130V129H258ZM14 131V132H13ZM16 131H17V128H16ZM48 131L50 132V133H48ZM81 131H83L82 129H81ZM85 131H86V129H85ZM252 131V130H251ZM262 130H260L259 131V133L261 132ZM11 132H13V133H11ZM34 132V131H33ZM63 133V135L65 134V141H68V139H67V135L68 134H70V133H66L65 131H62ZM90 132V131H89ZM117 132V131H116ZM264 132V131H263ZM28 133H30L29 135H28ZM28 133H26L27 134V136L29 137V136H31V131L30 132H28ZM36 133H38V132H36ZM91 133V132H90ZM101 134L102 133H104L103 131L102 132H100ZM247 133V132H246ZM245 133V135H247ZM253 133V132H252ZM16 134V133H15ZM98 134H99V131H98ZM104 134H106L107 135V131H105V133ZM118 134V133H117ZM258 134V133H257ZM262 134V133H261ZM260 134V135H261ZM21 135H22V132H21ZM25 135V134H24ZM34 135H35V133H34ZM119 135V134H118ZM241 135V134H240ZM244 135V134H243ZM250 135V134H249ZM249 135H247V136H249ZM259 135V134H258ZM14 136V135H13ZM72 136V135H71ZM76 137V136H75ZM126 137V136H125ZM264 137V136H263ZM108 138H110V137H108ZM118 138V137H117ZM179 138V137H178ZM258 138V137H257ZM19 139H21V137L19 138ZM28 139V138H27ZM71 139V138H70ZM76 139H78V138H76ZM76 139L75 138H73V140L71 139V141H74L75 140V142H77L76 141ZM97 139V138H96ZM236 138H234L233 140H235ZM81 140V139H80ZM233 140H232V142H233ZM237 140H239V143H243L242 142V139H241V141H240V139H238V137H237V139L235 140L237 143H238V141ZM62 141V140H61ZM84 141V140H83ZM233 142L234 143V145H236L235 143L236 142ZM26 142V141H25ZM80 142H82V141H80ZM90 142V141H89ZM109 143V142H108ZM180 143V142H179ZM182 143V142H181ZM180 143V144H181ZM238 143V144H239ZM114 144H115V142H114ZM128 144V143H127ZM126 144V145H127ZM13 145H15V149L17 150V151H19V149H21V147H26L25 145H23V146H20V144H19V142H18V139L17 140H15V144H13ZM113 145V144H112ZM166 145V144H165ZM171 145V144H170ZM179 145V144H178ZM72 146H73V144H72ZM130 145H128V147H129ZM168 146H169V144H168ZM175 146V145H174ZM173 146V147H174ZM180 146V148H181V145H179ZM81 147V146H80ZM86 147V146H85ZM108 147V146H107ZM107 147L104 149L105 151H106V149H107ZM238 147V146H237ZM30 148V149H31ZM87 148V147H86ZM223 148V147H222ZM221 148V149H222ZM236 148V147H235ZM25 149V148H24ZM31 150V151H37V150ZM234 149V148H233ZM22 150V149H21ZM84 150V149H83ZM162 150H164V149H162ZM170 150V149H169ZM174 150H175V147H174ZM180 150H182V149H180ZM179 150V151H180ZM217 151V154L218 155H221L220 157L216 154L215 155V153L213 154V156H211L210 154H211V152H215V151ZM25 151H28V150H25ZM87 151V150H86ZM96 151V150H95ZM94 151V152H95ZM176 151V150H175ZM222 151H224V150H222ZM221 151V152H222ZM92 153V152H91ZM91 153H88V156L90 157V155L89 154H91ZM179 153V152H178ZM185 153V152H184ZM188 153V152H187ZM85 154V153H84ZM98 154H100V151H99V153ZM175 154V153H174ZM228 154V153H227ZM181 155H183V154H181ZM211 156V158H209L210 156ZM215 155V156H214ZM185 156V155H184ZM94 157V156H93ZM102 157V156H101ZM186 157V156H185ZM192 157V156H191ZM214 157V158H213ZM84 159V167L88 170V163H89V161H91V158H90V160H89V158L87 157V154H86V156H84L83 157ZM95 158V157H94ZM99 158V157H98ZM189 158V157H188ZM186 159V158H185ZM89 160V161H88ZM97 160V159H96ZM189 160V161H190ZM196 160V161H195ZM167 161V160H166ZM174 161V160H173ZM184 161V160H183ZM183 161H181V163L183 162ZM190 161V162H191ZM109 162V161H108ZM111 162H113V161H111ZM165 162V161H164ZM165 163H167V162H165ZM107 164V163H106ZM109 164V163H108ZM168 164V163H167ZM177 164H180V162L179 163H177ZM186 164V166L188 167V165ZM98 165H99V163H98ZM165 165V164H164ZM182 165V164H181ZM93 166H94V164H93ZM168 166V165H167ZM167 166H165V167H167ZM169 166H172V163H171V165H169ZM111 167V166H110ZM109 167V168H110ZM92 168V167H91ZM95 168V167H94ZM175 168H177V167H175ZM184 168V167H183ZM192 168V167H191ZM89 169H90V167H89ZM93 169V168H92ZM114 169V168H113ZM112 169V170H113ZM173 169H174V167H173ZM188 169V168H187ZM86 170V171H87ZM109 170V169H108ZM111 170V169H110ZM91 171V170H90ZM93 171H94V169H93ZM179 171V170H178ZM188 171V170H187ZM109 172H111V171H109ZM109 172L107 173H105L106 174V176L108 177L110 174H109ZM175 171H173V175H171L170 177H172V181L174 182V181H176L178 178L180 179L181 178V176L180 177H178L176 180H173V179H175V177H177L178 176V174H176V172L174 173ZM180 172V171H179ZM231 172V173H230ZM262 172V171H261ZM86 173H88V172H86ZM90 173V172H89ZM88 173V183H89V186L93 189H97V190H99L100 191V189L98 188L99 187V185L101 184V185H103V188L104 187H109L110 186V184L108 183V182H110L109 180L106 182H104L103 180V182L102 181H100V178H98L99 176L98 175H93V174H89ZM167 173V172H166ZM170 173H172V172H170ZM169 173V174H170ZM108 174V175H107ZM114 174V173H113ZM174 174H176V176H174ZM181 174V173H180ZM186 174V173H185ZM116 177H117V179H118V181H119V179H120V181H121V178H124L123 177V173H121V172H117V173H115L114 174ZM115 176H113L112 177V175H111V177L113 178V179H115ZM168 176V175H167ZM258 177L257 178H255V179H257V180H259V182L261 181V180H263L264 179V172H263V174L261 173V175H257ZM163 177V176H162ZM161 177V178H162ZM165 177V176H164ZM163 177V178H164ZM256 177V176H255ZM162 178V179H163ZM186 178V177H185ZM240 178V177H239ZM107 179V178H106ZM105 179V180H106ZM168 179V178H167ZM183 179V178H182ZM182 179H180V180H182ZM224 180H225V178H224ZM115 181V180H114ZM117 181V180H116ZM124 181V180H123ZM171 181V182H172ZM178 181V180H177ZM187 181V180H186ZM186 181H185V183H186ZM205 181V182H206ZM229 181V180H228ZM227 181V182H228ZM238 181V180H237ZM236 181V182H237ZM248 181V180H247ZM250 181L251 180H249L248 182L250 183ZM252 181H253V179H252ZM255 181V180H254ZM99 182V183H98ZM125 182V181H124ZM255 182H257V181H255ZM262 182L263 181H261L260 183L262 184ZM98 183V184H97ZM152 183H153V181H152ZM165 183V182H164ZM184 182L182 181V184H183ZM204 183V182H203ZM222 183H221V185H222ZM229 183V182H228ZM251 183H253V182H251ZM112 184V183H111ZM114 184V183H113ZM119 184H120V182H119ZM154 184V183H153ZM166 184V183H165ZM197 184V185H196ZM236 184V183H235ZM238 184V183H237ZM263 184H264V182H263ZM172 185V184H171ZM239 185V184H238ZM250 185V184H249ZM253 185V184H252ZM260 185V184H259ZM210 186V185H209ZM254 186V185H253ZM253 186H251V187H253ZM256 186H258V185H255V187ZM101 187V186H100ZM122 187V186H121ZM260 187V186H259ZM102 188V189H103ZM110 188V187H109ZM117 188V187H116ZM116 188H114V190H112V192H115L114 193V195L116 194ZM126 188V187H125ZM194 188V189H193ZM258 188V187H257ZM261 188V187H260ZM259 188V190H261L262 188H263V185H262V188L260 189ZM122 189V188H121ZM241 189V188H240ZM248 189V188H247ZM256 189V188H255ZM264 189V188H263ZM111 190V189H110ZM120 190V189H119ZM123 190V189H122ZM134 190H136V189H134ZM207 190V189H206ZM244 190V189H243ZM249 190V189H248ZM156 191V190H155ZM109 193H110V191H108ZM118 192V191H117ZM124 192H125V190H124ZM166 192V191H165ZM164 192V193H165ZM190 192V191H189ZM188 192V193H189ZM201 192V191H200ZM245 192V191H244ZM251 192V191H250ZM101 193V192H100ZM119 193V192H118ZM131 193H133V192H131ZM135 193V192H134ZM137 193V192H136ZM156 193V192H155ZM187 193V194H188ZM225 193V192H224ZM229 193H231L230 191H229ZM228 193V194H229ZM247 194H248V192H246ZM157 194V193H156ZM226 194V193H225ZM101 195L103 196V199H102V201H101V212H100V215H99V219H100V221L101 222H103V223H105L108 227H113L112 225L113 224H115V223H121L123 226L122 227H124V230H123V232H124V234L126 235H124V237H129V236H134L133 234V231L131 232V229L133 230V228L134 227H136L137 225L136 224H132V226H128L127 225V220L129 221V217H127V216H129V214L131 213V215L133 216V212L135 213V211H130V208L128 209V207H125L124 209L122 208L120 211H110V209H109V204L111 203L112 205L113 204H115V203H113V202H109V199H108V197H111V199H112V196H110V195H108V193L107 192H102L101 193ZM113 195V196H114ZM125 194L123 193V196H124ZM133 195V194H132ZM208 195H209V193H208ZM207 195V196H208ZM227 195V194H226ZM244 195V194H243ZM116 196V195H115ZM158 196V195H157ZM195 196V195H194ZM196 196H197V194H196ZM195 196V197H196ZM212 196V195H211ZM228 196V195H227ZM246 196V195H245ZM244 196V197H245ZM248 196V195H247ZM127 196H125V198H126ZM132 197V196H131ZM135 197H136V194H135ZM135 197H132L133 199L132 200H134L135 199ZM198 197V196H197ZM231 197H233V196H231ZM231 197H228V198H231ZM114 198V197H113ZM121 198H123V197H121ZM163 198V197H162ZM188 198V197H187ZM190 198V197H189ZM188 198V199H189ZM219 198H218V200H219ZM234 198V197H233ZM235 198V199H236ZM242 199H243V197H241ZM110 199V201H113V200H111ZM129 199H131L130 198V195H129ZM164 199V200H165ZM192 199V198H191ZM196 199V198H195ZM235 199H230V201L228 202V203H230V202H232V201H234V202H236L237 200H235ZM115 200V199H114ZM136 200L138 201V199H137V197H136ZM213 200H214V198H213ZM212 200V201H213ZM227 200V199H226ZM229 200V199H228ZM227 200V201H228ZM232 200V201H231ZM106 201V202H105ZM115 201H117V200H115ZM120 201L122 202V200L120 199ZM130 201V200H129ZM137 201H134V202H136L137 203ZM140 201V200H139ZM166 201V200H165ZM164 201V202H165ZM195 201V200H194ZM221 200H219V201H217V202H220ZM226 201V202H227ZM241 201V200H240ZM109 202V203H108ZM124 202V201H123ZM126 202V201H125ZM204 202H206V201H204ZM216 202V201H215ZM214 202V203H215ZM217 202H216V204H217ZM222 202V201H221ZM221 202H220V204H217L218 206H221ZM225 202V201H224ZM233 202V203H234ZM238 202V201H237ZM108 203V204H107ZM129 203V202H128ZM127 203V204H128ZM210 203V202H209ZM227 203V204H228ZM116 204H118V202L116 203ZM124 204V203H123ZM126 204V205H127ZM156 204H158V203H155V205ZM107 205V207H105ZM122 205V204H121ZM125 205V206H126ZM131 205H133V204H131ZM136 205V204H135ZM205 205V204H204ZM207 205V204H206ZM128 206H129V204H128ZM223 206V205H222ZM221 206V207H222ZM112 207V206H111ZM130 207V206H129ZM134 207H136V206H134ZM168 207V206H167ZM190 207V206H189ZM216 207V206H215ZM139 208H141L140 206H139ZM143 208V207H142ZM157 208H158V206H157ZM118 209V208H117ZM120 209V208H119ZM133 209H135V208H133ZM188 209V208H187ZM190 209V208H189ZM188 209V210H189ZM214 209V208H213ZM223 209V208H222ZM135 210H138V208L137 209H135ZM144 210V209H143ZM156 210V209H155ZM187 210V211H188ZM140 211H141V209H140ZM145 211V210H144ZM186 211V212H187ZM163 212V211H162ZM165 212L167 213V214H170V215H172V214H174V209L173 208H166L165 209ZM184 212V211H183ZM186 212H184L183 214V217H181V216H179L178 217V219H176V220H178V223L176 222V220H175V223L176 224H179V225H176V226H180V229H181V227H183L182 229H184V228H186V229H184V231L182 232V235L180 236V235H178V234H176V233H174V234H176V235H174V236H176V241L177 242H181L182 244H183V246H186L185 247V250L183 251V253H182V257L181 258H179V259H181V261H182V263L183 264H196L198 261H199V259H200V261H201V258L203 257V254L205 255V256H207V253L205 254L203 251H202V253H201V251H199L200 250V246H198V244H197V241L196 242H194V244L193 243H191V236H192V234H193V231H192V229H199L198 227L201 225H199L197 222H195V221H193V220H190V219H193L194 217H193V215L195 214L194 212H188L187 214H185ZM212 212V211H211ZM219 212V211H218ZM137 213H139L138 211H137ZM211 214V213H210ZM130 215V216H131ZM138 215V214H137ZM165 215V214H164ZM158 217V216H157ZM165 217H166V215H165ZM192 217V218H191ZM226 218V217H225ZM151 219H153V217L151 218ZM166 219V218H165ZM168 219V218H167ZM131 220H133V219H131ZM194 220H195V218H194ZM197 220V219H196ZM222 220H224V218L222 219ZM134 221V220H133ZM155 221V220H154ZM187 221H189V223H197V225H199V226H197L196 228H193V226H192V229H190V228H187V227H185V223L187 222ZM199 221V220H198ZM167 222V221H166ZM201 223H202V221H200ZM207 222V221H206ZM192 223V224H193ZM224 224H223V230L221 231V233L224 235V237L226 236L225 234H226V232L227 233H229V234H227V235H232L233 237H232V240L235 238V231H234V229H232V227L230 228L229 226H226L225 225V222H223ZM130 224V223H129ZM161 224V223H160ZM167 224V223H166ZM152 225H154V224H152ZM162 225V227L164 226L163 224H161ZM170 224H167V226H169ZM173 225V224H172ZM175 225V224H174ZM173 225V226H174ZM196 226V225H195ZM204 226V225H203ZM244 226H246V225H243V227ZM157 227V226H156ZM171 227V226H170ZM247 228L249 227L248 225L246 226ZM246 227H244V229H246ZM155 228V227H154ZM167 229H169L168 227H166ZM220 228V227H219ZM250 228V227H249ZM135 230V229H134ZM163 230H164V228H163ZM175 230V226H174V229H173V231ZM251 230V229H250ZM126 231V232H125ZM226 231V232H225ZM177 232V231H176ZM249 232V231H248ZM150 233V232H149ZM244 233H245V231H244ZM152 235V234H151ZM256 235V234H255ZM149 236V235H148ZM163 236V235H162ZM220 237V236H219ZM252 237H255L254 235L252 236ZM261 237H259L258 239H260ZM216 241L218 240V239H215ZM222 240V239H221ZM227 240H228V238H227ZM226 240V241H227ZM263 240V239H262ZM147 241V240H146ZM149 241V240H148ZM233 241H236V240H233ZM255 241H257V239L256 240H254V242ZM110 244H109V246L106 248V251L107 252H111V253H117V255H119V256H121L122 258H121V260L123 261V259H126V260H128V261H130V263H132V264H142L141 263V259H139V256H140V254L138 253V250H135V248H137V247H139V245L137 246V244L136 245H134V246H124V244L122 243V240H121V237L119 236L118 238H114V239H110ZM135 242V241H134ZM202 242H204V241H202ZM213 242V241H212ZM217 242H219V241H217ZM249 242H250V240H249ZM252 242V241H251ZM250 242V243H251ZM155 243V242H154ZM179 243H177V244H179ZM196 243V244H195ZM199 243V242H198ZM211 243V242H210ZM231 243H232V241H231ZM247 243H248V241H247ZM194 245L195 246V248H194V246H192V248L191 247H189L188 245ZM201 244V243H200ZM221 244V243H220ZM254 244V243H253ZM202 245V244H201ZM204 245V244H203ZM229 245V244H228ZM227 245V246H228ZM232 245V244H231ZM250 244H248V246H249ZM256 245H258V243L256 244ZM256 245H255V247H256ZM179 246V245H178ZM216 246V245H215ZM221 246V245H220ZM225 246V245H224ZM252 246V245H251ZM174 247H176V246H174ZM222 247V246H221ZM230 247V246H229ZM254 247V248H255ZM183 248V247H182ZM181 248V249H182ZM225 248V247H224ZM239 248L242 250V251H244V253H242V251H238V252H240L239 254H241L242 253V257H243V259H244V256L246 255V254H248V253H246L247 251H246V249L248 248L247 247V244L246 243H244V242H242L241 244H240V246H239ZM252 248V247H251ZM254 248L253 249H251V250H254ZM176 249V248H175ZM226 249H228V247H226ZM236 249V248H235ZM203 250V249H202ZM206 250V249H205ZM220 250H221V248H220ZM257 250V249H256ZM102 251L103 252H105V250H103L102 249ZM207 251V250H206ZM217 251V248H214L213 249V253L214 252H216ZM226 251V250H225ZM234 251V250H233ZM232 251V252H233ZM176 252V251H175ZM182 252V251H181ZM218 252V251H217ZM216 252V253H217ZM223 252V251H222ZM221 252V253H222ZM227 252V251H226ZM252 253V251H249V253ZM262 252V251H261ZM178 253V252H177ZM231 253V252H230ZM255 253V252H254ZM175 254V253H174ZM223 255L225 254V253H222ZM227 254V253H226ZM238 254V255H239ZM245 254V255H244ZM262 254V253H261ZM114 255H116V254H114ZM202 255V256H201ZM228 256H229V253L227 254ZM231 255V254H230ZM234 255H235V253H234ZM244 255V256H243ZM259 255V254H258ZM142 256V255H141ZM204 256V257H205ZM226 256V255H225ZM224 256V257H225ZM249 257L247 258V256H245L246 258L245 259H248L247 260V263L246 264H264V258H263V260H261V259H259V257H257V258H255V257H250V254L248 255ZM155 257V256H154ZM263 257H264V255H263ZM250 258V259H249ZM176 259H177V256H176ZM203 259H206V258H203ZM202 259V260H203ZM226 259V258H225ZM234 259V258H233ZM239 259V258H238ZM237 260V259H236ZM241 259H239V261H240ZM156 261H158V260H156ZM181 261H180V263H181ZM197 261V262H196ZM228 261H229V259H228ZM238 261V262H239ZM245 261V260H244ZM234 262H237V261H234ZM234 262H232V264L234 263ZM241 262V261H240ZM123 263H125V261L123 262ZM200 263V262H199ZM198 263V264H199ZM202 263L204 264V261H202ZM222 263H223V261H222ZM206 264H214V263H210L209 261H207V263ZM234 264H236V263H234ZM242 264V263H241ZM244 264V263H243Z\"/></svg>",
  "mask_w": 264,
  "mask_h": 264
},
{
  "label": "built area",
  "instance_id": "2783aa9c",
  "mask_svg": "<svg viewBox=\"0 0 264 264\" xmlns=\"http://www.w3.org/2000/svg\"><path fill=\"white\" fill-rule=\"evenodd\" d=\"M83 155L66 142L17 151L0 135V264H132L106 251L117 233Z\"/></svg>",
  "mask_w": 264,
  "mask_h": 264
}]
</instances>
